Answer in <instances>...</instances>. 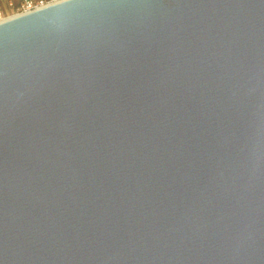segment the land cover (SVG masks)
<instances>
[{
  "label": "water",
  "instance_id": "obj_1",
  "mask_svg": "<svg viewBox=\"0 0 264 264\" xmlns=\"http://www.w3.org/2000/svg\"><path fill=\"white\" fill-rule=\"evenodd\" d=\"M0 264H264V0L1 20Z\"/></svg>",
  "mask_w": 264,
  "mask_h": 264
},
{
  "label": "built area",
  "instance_id": "obj_2",
  "mask_svg": "<svg viewBox=\"0 0 264 264\" xmlns=\"http://www.w3.org/2000/svg\"><path fill=\"white\" fill-rule=\"evenodd\" d=\"M60 0H20L15 3L13 0H6V8L9 10H4L0 6V21L6 19L10 16L18 15L33 9L43 7L45 5L57 2ZM5 17V18H3ZM2 18V19H1Z\"/></svg>",
  "mask_w": 264,
  "mask_h": 264
},
{
  "label": "crops",
  "instance_id": "obj_3",
  "mask_svg": "<svg viewBox=\"0 0 264 264\" xmlns=\"http://www.w3.org/2000/svg\"><path fill=\"white\" fill-rule=\"evenodd\" d=\"M15 3H18L20 0H13ZM0 6L5 10L6 9V0H0Z\"/></svg>",
  "mask_w": 264,
  "mask_h": 264
},
{
  "label": "rangeland",
  "instance_id": "obj_4",
  "mask_svg": "<svg viewBox=\"0 0 264 264\" xmlns=\"http://www.w3.org/2000/svg\"><path fill=\"white\" fill-rule=\"evenodd\" d=\"M5 10H7V11H8L9 9H8V8H6Z\"/></svg>",
  "mask_w": 264,
  "mask_h": 264
},
{
  "label": "bare ground",
  "instance_id": "obj_5",
  "mask_svg": "<svg viewBox=\"0 0 264 264\" xmlns=\"http://www.w3.org/2000/svg\"><path fill=\"white\" fill-rule=\"evenodd\" d=\"M10 17H12V16H10ZM3 18H5V17H3ZM9 18V17H8ZM2 19V18H1Z\"/></svg>",
  "mask_w": 264,
  "mask_h": 264
}]
</instances>
